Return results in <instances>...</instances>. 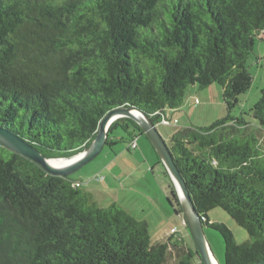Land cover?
I'll return each mask as SVG.
<instances>
[{
  "label": "trees",
  "instance_id": "obj_1",
  "mask_svg": "<svg viewBox=\"0 0 264 264\" xmlns=\"http://www.w3.org/2000/svg\"><path fill=\"white\" fill-rule=\"evenodd\" d=\"M256 38L264 39V0H0V126L46 158L68 159L115 108H136L157 125L180 109L188 86L219 85L226 115L175 131L166 144L203 226L222 236L224 264H256L264 261V153L232 115L251 85ZM246 113L264 124V88ZM140 135L119 117L105 146L126 141L131 151ZM152 150L167 201L182 214ZM76 182L0 145V264H163L169 247L176 264H203L186 224L187 235L175 229L153 243L145 221L98 205ZM216 207L249 239L239 243L211 222Z\"/></svg>",
  "mask_w": 264,
  "mask_h": 264
},
{
  "label": "rangeland",
  "instance_id": "obj_2",
  "mask_svg": "<svg viewBox=\"0 0 264 264\" xmlns=\"http://www.w3.org/2000/svg\"><path fill=\"white\" fill-rule=\"evenodd\" d=\"M252 81L249 89L238 96V104L232 111L233 116H242L247 122V132L255 137V144L260 152L264 153V124H259L246 112L257 100L264 88V39L256 38L253 51L247 59ZM199 103L195 104L194 100ZM178 123L174 125H156L159 133L167 142L175 131L193 126L207 127L216 120L226 115V107L222 99V91L219 85L211 84L204 88L190 85L186 89L183 105L174 112ZM120 129L114 131V135ZM153 155L151 165L141 157L135 156L137 150L127 151L126 141L118 142L112 146H104L101 152L84 166L71 174L74 179L84 181V190L91 192L97 200V204L103 207L113 203L123 204L130 210V214L138 220L148 224L150 237L153 243L163 242L170 235V229L175 228L179 233L185 231L184 223L179 214L167 201L165 180L162 175V167L157 164V158L152 145L145 136H141ZM120 149H124L122 156L112 158ZM125 157H132L131 164H127ZM111 165V170L107 166ZM114 171L113 175L111 174ZM123 171L124 174L114 175ZM107 176V178H106ZM119 176V177H118ZM99 177L100 179H97ZM106 178V179H105ZM166 193V197L164 195ZM211 222L224 223L233 233L237 242H244L249 236L244 228L239 226L223 209L216 207L208 212ZM204 233L210 252L217 264H224V242L220 233L214 228L204 225ZM176 235H173L174 239ZM186 244H189L187 237ZM176 253L172 247L168 248L163 264H176Z\"/></svg>",
  "mask_w": 264,
  "mask_h": 264
},
{
  "label": "water",
  "instance_id": "obj_3",
  "mask_svg": "<svg viewBox=\"0 0 264 264\" xmlns=\"http://www.w3.org/2000/svg\"><path fill=\"white\" fill-rule=\"evenodd\" d=\"M119 117H128L132 119L139 125L140 129L146 135L158 158L163 163L173 181L180 201L185 224L189 229L202 263L213 264L211 258L212 254L206 241L202 219L196 212V209L190 200L188 192L174 164L170 150L167 147L166 141L159 133L155 123L136 108L130 106L118 107L106 113L99 124L96 136L88 148L68 159L46 158L33 145L2 126H0V145L36 162L48 173L53 175H69L84 166L101 152L106 143L107 129L109 125ZM57 160L70 162L63 166H56L53 161ZM256 264H264V261H260Z\"/></svg>",
  "mask_w": 264,
  "mask_h": 264
},
{
  "label": "crops",
  "instance_id": "obj_4",
  "mask_svg": "<svg viewBox=\"0 0 264 264\" xmlns=\"http://www.w3.org/2000/svg\"><path fill=\"white\" fill-rule=\"evenodd\" d=\"M196 100V99H195ZM195 100H194V102H195ZM199 103V101L196 103L195 102V104H198ZM176 111H178V110H176ZM176 111H173V112H171V114H168V120L170 121V123L169 124H162V123H159L158 125H174V124H176V123H178V121H177V118H175V115H174V112H176ZM188 117V120H189V122L191 123V125H193L194 126V124L191 122V117H190V115H188L187 116ZM174 121H176V123H174ZM190 127H192V126H187L186 128H184V129H181V130H185V129H188V128H190ZM140 138H141V135L140 136H138V139H137V147L135 148V150H137L138 149V151H136V153L134 154L135 156H138V157H141L142 159H144V161H146V163H149V165H151L152 163H153V161H154V158H153V155H151V149H150V147L144 142V141H141L140 140ZM127 147H128V145L126 146V150H127ZM123 152H124V149H120V150H118L117 152H115V155L113 156V158L111 159L112 160V162L114 161V160H116L115 158L117 157H120V156H122V154H123ZM125 160H127V164H131V163H133L132 162V157H125ZM111 165L112 164H110V166H107V168H108V170H111ZM113 173H114V171L111 173L112 175H113ZM124 174V172L123 171H121V172H119L118 174H117V172H116V174H114V175H120V176H122ZM119 177V176H118ZM106 178H107V176H106ZM105 178V179H106ZM77 181H80L83 185V188H84V181L83 180H81V179H76ZM87 191V190H86ZM87 193H88V195H89V197L93 200V201H95L96 203H98L97 202V200L94 198V196H93V194H91V192H89V191H87ZM164 195H165V197H166V193H164ZM118 205L119 206H121V207H123L124 209H126L129 213H131L130 212V210L126 207V206H124L123 204H119L118 203ZM180 216H181V218H182V220L184 221V218H183V215L182 214H179ZM183 235H187V233H186V231H184V233H183Z\"/></svg>",
  "mask_w": 264,
  "mask_h": 264
},
{
  "label": "built area",
  "instance_id": "obj_5",
  "mask_svg": "<svg viewBox=\"0 0 264 264\" xmlns=\"http://www.w3.org/2000/svg\"><path fill=\"white\" fill-rule=\"evenodd\" d=\"M195 102L197 103V102H198V99H196ZM161 123H162V124H169L170 121H169L168 119L165 118V119L162 120ZM174 123H176V121H174ZM129 147H130L131 149H135V148L137 147L136 139L133 140V141H131V142L129 143ZM97 179H100V178L97 177ZM75 185H76V186H80V185H82V184H81V182H76ZM183 223H184V225H185V221H183ZM170 232H171V233H175V232H176V231H175V228H174V229H170Z\"/></svg>",
  "mask_w": 264,
  "mask_h": 264
},
{
  "label": "bare ground",
  "instance_id": "obj_6",
  "mask_svg": "<svg viewBox=\"0 0 264 264\" xmlns=\"http://www.w3.org/2000/svg\"><path fill=\"white\" fill-rule=\"evenodd\" d=\"M70 162V161H69ZM68 161H64V160H57V161H53V163L56 165V166H63V165H66L67 163H69ZM211 258H212V262L213 264H217L215 259L213 258V256L211 255Z\"/></svg>",
  "mask_w": 264,
  "mask_h": 264
}]
</instances>
